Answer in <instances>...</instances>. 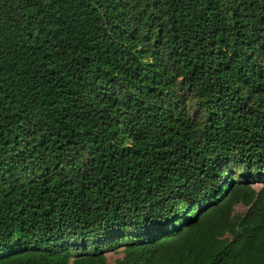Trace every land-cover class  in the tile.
<instances>
[{
	"label": "trees",
	"instance_id": "obj_1",
	"mask_svg": "<svg viewBox=\"0 0 264 264\" xmlns=\"http://www.w3.org/2000/svg\"><path fill=\"white\" fill-rule=\"evenodd\" d=\"M0 264H264V0H0Z\"/></svg>",
	"mask_w": 264,
	"mask_h": 264
},
{
	"label": "rangeland",
	"instance_id": "obj_2",
	"mask_svg": "<svg viewBox=\"0 0 264 264\" xmlns=\"http://www.w3.org/2000/svg\"><path fill=\"white\" fill-rule=\"evenodd\" d=\"M257 188H260L261 186L260 185H256ZM247 211V208L244 206V205H239L236 207V212H239V213H242V212H246ZM122 257L121 255H116V254H113V253H109L108 254V258H109V261L110 263H114L116 261L117 258H120Z\"/></svg>",
	"mask_w": 264,
	"mask_h": 264
}]
</instances>
